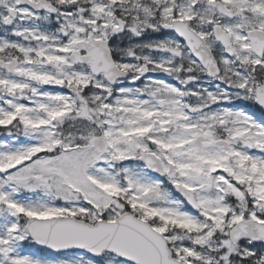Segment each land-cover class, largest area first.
I'll use <instances>...</instances> for the list:
<instances>
[{
	"label": "snow or ice",
	"instance_id": "snow-or-ice-1",
	"mask_svg": "<svg viewBox=\"0 0 264 264\" xmlns=\"http://www.w3.org/2000/svg\"><path fill=\"white\" fill-rule=\"evenodd\" d=\"M0 264H264V0H0Z\"/></svg>",
	"mask_w": 264,
	"mask_h": 264
}]
</instances>
